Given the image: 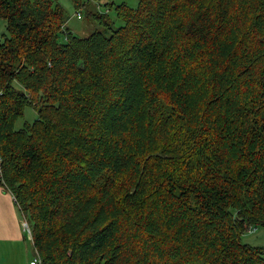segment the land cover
Listing matches in <instances>:
<instances>
[{"label":"trees","instance_id":"16d2710c","mask_svg":"<svg viewBox=\"0 0 264 264\" xmlns=\"http://www.w3.org/2000/svg\"><path fill=\"white\" fill-rule=\"evenodd\" d=\"M137 1L0 0V185L41 264H264V0Z\"/></svg>","mask_w":264,"mask_h":264},{"label":"rangeland","instance_id":"374dc122","mask_svg":"<svg viewBox=\"0 0 264 264\" xmlns=\"http://www.w3.org/2000/svg\"><path fill=\"white\" fill-rule=\"evenodd\" d=\"M122 2H126L133 7L138 5L137 0H114L116 5L121 4ZM58 3L62 7L65 15L66 28L80 37H88L97 30L102 31L105 35L111 34L110 30L101 26L94 17L89 15V13L108 14L110 17V25L113 30L118 29L122 25L121 20L117 16L115 9L116 5L110 6V3H112L110 0H58ZM78 14H80V16ZM3 22V20H0V24ZM1 33L0 30V37ZM65 39L66 36L62 35L61 40L64 41ZM17 87L22 89L20 85H17ZM37 118L38 112L32 107H27L24 117L16 122L15 130L24 128L26 123L32 124ZM20 213L21 219H25L29 232L23 230L25 239L19 244L13 243L10 248L0 249V264H31V261L37 256L33 241L30 237V234L32 235L31 222L27 216H23L21 211ZM242 241L243 243L254 247L264 246V228L253 227L249 229L242 235Z\"/></svg>","mask_w":264,"mask_h":264},{"label":"crops","instance_id":"0c3cea01","mask_svg":"<svg viewBox=\"0 0 264 264\" xmlns=\"http://www.w3.org/2000/svg\"><path fill=\"white\" fill-rule=\"evenodd\" d=\"M0 30L1 34L5 32L4 22L0 24ZM23 232L20 209L13 196L0 185V249L22 242L25 239Z\"/></svg>","mask_w":264,"mask_h":264},{"label":"built area","instance_id":"2783aa9c","mask_svg":"<svg viewBox=\"0 0 264 264\" xmlns=\"http://www.w3.org/2000/svg\"><path fill=\"white\" fill-rule=\"evenodd\" d=\"M80 16V14H78ZM1 163H2V159L0 157V181L3 182V179H2V169H1ZM4 183V182H3ZM14 199V198H13ZM15 200V199H14ZM16 202V201H15ZM22 225H23V230L26 232L28 230V226L27 224L25 223V219L23 218L22 220ZM30 234V233H29ZM30 237H31V234H30ZM31 264H41V259L39 256H36L35 259L33 261H31Z\"/></svg>","mask_w":264,"mask_h":264}]
</instances>
